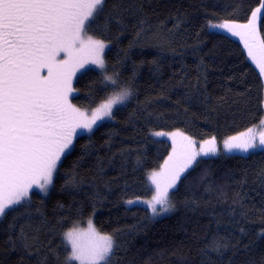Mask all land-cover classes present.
Instances as JSON below:
<instances>
[{"label":"trees","instance_id":"trees-1","mask_svg":"<svg viewBox=\"0 0 264 264\" xmlns=\"http://www.w3.org/2000/svg\"><path fill=\"white\" fill-rule=\"evenodd\" d=\"M260 4L106 0L100 30L88 34L107 42V72L132 95L75 138L46 195L33 191L0 219V264H66L64 232L91 215L115 241L110 264H264V148L198 157L169 190L174 207L166 215L125 205L151 194L147 174L172 154V138L154 132L219 144L263 119V81L248 49L209 26L246 23ZM259 33L264 39V24ZM105 84L86 68L73 103L98 105L111 93Z\"/></svg>","mask_w":264,"mask_h":264},{"label":"snow or ice","instance_id":"snow-or-ice-1","mask_svg":"<svg viewBox=\"0 0 264 264\" xmlns=\"http://www.w3.org/2000/svg\"><path fill=\"white\" fill-rule=\"evenodd\" d=\"M105 4L106 0H0V219L23 206L34 187L47 193L58 162L71 150L78 130L91 132L98 121L113 116L114 106L132 95L113 72L103 77L105 87L111 86L113 92L98 106L82 110L70 100L73 77L85 63L107 72L105 41L88 34L100 30L96 22ZM262 9L264 0L246 23L209 26L239 36L264 75ZM260 123L264 125V120ZM153 135L170 136L173 142L172 154L160 171L148 175L155 192L142 203L155 217L172 210L169 190L198 157L215 155L217 147L215 137L197 149L196 142L180 131ZM255 140L254 129L249 128L223 144L228 152H247L258 146ZM259 146H264V131L259 133ZM64 240L71 247L66 264H110L115 241L111 234L99 233L91 220L86 231L73 228L64 233Z\"/></svg>","mask_w":264,"mask_h":264},{"label":"rangeland","instance_id":"rangeland-1","mask_svg":"<svg viewBox=\"0 0 264 264\" xmlns=\"http://www.w3.org/2000/svg\"><path fill=\"white\" fill-rule=\"evenodd\" d=\"M212 28V27H211ZM214 30H218V31H224V32H227L226 30H223V29H219V28H213ZM229 34H231V33H229ZM232 35V34H231ZM233 36V35H232ZM234 38H236V39H238L242 44H244V42L241 40V38L239 37V36H233ZM106 43V45H107V42H105ZM107 48V47H106ZM106 50V49H105ZM63 55V54H62ZM257 56H259V53L257 52ZM103 58H104V54H103ZM251 62L253 63V65L255 66V68L258 70V72L260 73V71H259V68L257 67V64H256V62L255 61H253V59L251 58ZM89 67H92V68H94V69H96V70H98L100 73H101V75H102V77H104V75L106 74V75H110L108 72H106L105 73V71L104 70H102V69H100L99 67H97L96 65H93V64H91L90 62H88V63H85V65L82 67V68H80V69H78V71H77V73H76V75L73 77V84H74V81H75V78H76V76L79 74V73H81L83 70H85L86 68H89ZM261 75V74H260ZM261 77H262V81H263V96H264V75H261ZM104 80V79H103ZM122 86V85H121ZM110 88H111V93L109 94V95H111L112 94V92H113V88L110 86ZM73 89H74V85H73ZM74 92H75V89H74V91H73V93L71 94V96H70V100L72 101V96H73V94H74ZM108 95V96H109ZM127 101V100H126ZM125 101V102H126ZM124 102V103H125ZM72 103H73V101H72ZM124 103H122V104H124ZM74 104V103H73ZM122 104H118V105H116V106H114V108H113V110L117 107V106H120V105H122ZM96 106H98V105H96ZM78 107V106H77ZM95 107V106H94ZM79 108H81V107H79ZM93 108V107H92ZM82 110H88L87 108H81ZM89 109H91V108H89ZM108 119H110V118H104L102 121H98L97 122V124L96 125H94L93 126V129L98 125V124H100L101 122H103V121H105V120H108ZM262 120H264V114H263V119ZM261 120V121H262ZM260 121V122H261ZM257 123V124H255V125H253V126H251V127H249V128H253L254 129V132H255V135H256V140H255V143L258 145L256 148H252V149H249L247 152H244V151H241V150H238V151H240V152H243V153H249V152H251V151H254V150H257V149H260V148H264V146H259V133L261 132V131H264V125H261V123ZM248 128V129H249ZM92 129V130H93ZM248 129H246V130H244V131H241V132H246ZM241 132H239V133H241ZM88 133H90L89 131H87V130H78V135H80V134H88ZM239 133H236V134H233V135H230V136H234V135H238ZM77 135V136H78ZM77 136H75L74 137V139H73V144H74V140H75V138L77 137ZM229 137V136H228ZM228 137H225V138H223V141L225 140V139H227ZM73 146V145H72ZM72 146H70V149H72ZM196 146H197V149H199V145H198V143H196ZM216 147H217V152L218 151H221V150H224L223 152H228V151H226L225 150V148H224V144H223V142H221V143H219L218 144V142L216 143ZM69 152V150H66V154ZM231 152H237V151H231ZM64 156V155H63ZM63 156L61 157V159L63 158ZM61 161V160H60ZM58 164H59V162H58ZM152 171H160V169H154V170H151L150 172H152ZM149 172V173H150ZM149 173L147 174V181H148V183H149V185L151 186V188H152V191H151V194L149 195V196H146V197H136V198H131V199H127V200H125V205H127V206H131V205H140V206H143V207H145V208H147L148 210H149V212L151 213V210L147 207V205H145L144 203H142V201H144V200H149V199H151V196L154 194V192H155V186L154 185H152L151 184V182H150V180L148 179V175H149ZM55 174V173H54ZM54 177V176H53ZM50 187H51V185L49 186V188H48V191H49V189H50ZM33 191H36V192H38V193H40V194H42V195H46L47 193H48V191H47V193H44V192H42L40 189H37V188H33V190L30 192V195H31V193L33 192ZM170 198V197H169ZM128 200H134V201H137V203H133V204H128L127 203V201ZM170 201H171V199H170ZM171 203H172V201H171ZM158 208H159V206H157ZM169 212H171V211H169ZM169 212H167V213H162V214H160V215H158V216H155V217H160V216H163V215H166V214H168ZM151 215H152V213H151ZM89 220H91V222H92V224L94 225V227L96 228V230L99 232V233H101V234H106V233H103V232H101V231H99L98 229H97V227L95 226V223H94V218H93V215H91L87 220H86V222H85V224H83V225H77V226H74V227H72V228H69V229H67L64 233H66L67 231H69V230H71V229H73V228H78V229H81V230H87V227H88V222H89ZM63 238H64V234H63ZM65 241V240H64ZM65 243H66V241H65ZM67 244V243H66ZM68 245V244H67ZM68 247H69V249L71 250V247H70V245H68ZM77 264H78V262L77 261H75Z\"/></svg>","mask_w":264,"mask_h":264}]
</instances>
